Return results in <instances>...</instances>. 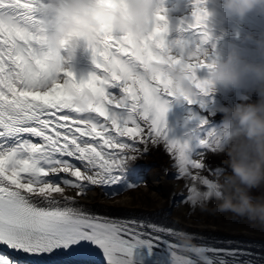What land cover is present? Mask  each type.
Segmentation results:
<instances>
[{
  "label": "snow or ice",
  "instance_id": "obj_1",
  "mask_svg": "<svg viewBox=\"0 0 264 264\" xmlns=\"http://www.w3.org/2000/svg\"><path fill=\"white\" fill-rule=\"evenodd\" d=\"M205 2L193 0L190 20H181L178 28L192 38L198 33L202 43L210 38ZM46 4L0 0V246L37 257L35 264L58 250L87 259L89 245L102 250L107 264H235L226 258L236 257L235 251L213 247L186 249L198 259L178 255L177 246L167 241L166 249L155 251L159 244L154 241L161 238L139 231L142 223L100 217L78 206V197L94 187L108 197L136 188L141 177L131 164L149 151V144L162 142L169 152L176 150V158L183 153L184 146L169 137L166 127L173 95L169 75L146 73L156 63L183 66L198 93L192 104L209 94L207 82L197 77L213 67L209 54L190 49V39L168 41L169 21L161 10L142 39L102 28L88 46L97 71L77 80L70 70L51 68L43 52L40 13ZM85 92L96 98L86 113L72 103ZM200 149L214 151L208 138L196 146V169L204 167L195 158L202 155ZM0 264L21 261L0 251Z\"/></svg>",
  "mask_w": 264,
  "mask_h": 264
},
{
  "label": "clouds",
  "instance_id": "obj_2",
  "mask_svg": "<svg viewBox=\"0 0 264 264\" xmlns=\"http://www.w3.org/2000/svg\"><path fill=\"white\" fill-rule=\"evenodd\" d=\"M221 6L239 18L254 9L264 12V0H222ZM161 10H164L163 0H123V6L120 0H47L40 13L44 20L43 52L51 68L64 70V65L75 58L82 44L88 49L98 40L102 28L142 39ZM207 32L210 40L211 26L207 25ZM258 43L264 50V41ZM159 72H166L171 80L170 104L189 103L190 98L197 96L183 66L156 63L146 75L151 77ZM249 76L258 84V101L219 106L216 110L222 115L219 129L214 127L203 132L202 121L187 128L183 137L176 139L184 146L183 153L177 154L176 166L180 176L195 181L188 195L192 204L209 210L207 202L215 200L217 204L210 209L213 213L231 211L264 227V195L251 194L253 189L264 187V64L245 63L233 50L226 59L214 60L202 81L207 82L209 93H217L239 86ZM95 99L90 93H78L72 103L86 113ZM206 138L210 139L216 154L227 157L223 162L226 167L217 169L211 179L199 173L193 176L191 171L196 169L192 153ZM178 238L182 241L180 248H195L185 234Z\"/></svg>",
  "mask_w": 264,
  "mask_h": 264
},
{
  "label": "bare ground",
  "instance_id": "obj_3",
  "mask_svg": "<svg viewBox=\"0 0 264 264\" xmlns=\"http://www.w3.org/2000/svg\"><path fill=\"white\" fill-rule=\"evenodd\" d=\"M222 0H206L204 7L209 13L207 25L211 26L212 34L209 49L201 47V38L197 33H186L190 39V49L200 47L211 59H226L235 50L241 61L250 64H264V50L259 41H264V12L254 9L243 18L231 15L221 6ZM169 26L179 28L181 20L188 21L193 11V0H163ZM174 41L176 39H168ZM87 60V67L93 69L91 51L83 44L77 50L73 60L64 65L65 71H72L77 80L87 78L92 72L80 66ZM208 69L198 71L199 79L206 78ZM258 84L249 76L242 80L239 86L221 89L217 93L198 97L195 103L185 101L182 105L172 103L166 113V127L170 138L180 139L187 128L195 126L200 121L202 131L210 128H220L222 115L216 110L219 106H235L242 103H255L259 97L256 94ZM115 91H118L115 90ZM38 139V138H34ZM143 148V145H140ZM149 151L143 153L131 167L141 177L139 185L116 196H106L100 188H92L87 195L78 197V206L91 212L97 207L102 209L96 213H114L145 219L154 223H165L167 226L184 233L187 236L202 237L209 240L225 242L259 243L264 245V227L254 225L246 217L238 216L231 211H210L217 201L207 202V209L192 205L188 200L191 187L195 183L189 177L178 174L176 156L169 152L161 142L158 145L149 144ZM201 156L195 157L204 167L191 169L193 176L197 173L209 179L214 177L216 170L223 167L227 159L211 149H200ZM69 194L74 195V192ZM254 197L264 195V187L256 188L251 193ZM157 204L154 207L153 204ZM155 220V221H154ZM242 258V256H239Z\"/></svg>",
  "mask_w": 264,
  "mask_h": 264
},
{
  "label": "rangeland",
  "instance_id": "obj_4",
  "mask_svg": "<svg viewBox=\"0 0 264 264\" xmlns=\"http://www.w3.org/2000/svg\"><path fill=\"white\" fill-rule=\"evenodd\" d=\"M154 205V207H157V204L155 203V204H153ZM260 248H263V247H260ZM264 250V249H263Z\"/></svg>",
  "mask_w": 264,
  "mask_h": 264
}]
</instances>
